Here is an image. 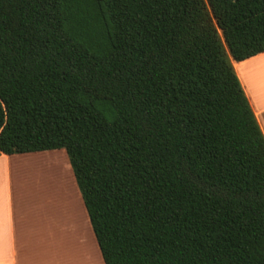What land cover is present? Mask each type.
Listing matches in <instances>:
<instances>
[{"label": "trees", "instance_id": "16d2710c", "mask_svg": "<svg viewBox=\"0 0 264 264\" xmlns=\"http://www.w3.org/2000/svg\"><path fill=\"white\" fill-rule=\"evenodd\" d=\"M261 53L264 0H0V157L66 152L104 264H264Z\"/></svg>", "mask_w": 264, "mask_h": 264}, {"label": "crops", "instance_id": "0c3cea01", "mask_svg": "<svg viewBox=\"0 0 264 264\" xmlns=\"http://www.w3.org/2000/svg\"><path fill=\"white\" fill-rule=\"evenodd\" d=\"M233 65L264 134V53L242 62L233 61ZM60 151L48 152L57 156ZM23 155H3L0 159L11 161L18 156L23 157ZM36 159L38 158H30L29 161ZM65 160L68 162L67 157H65ZM16 164L19 166V163ZM24 168L28 169L27 172L31 170L27 165L20 164L19 169L23 170ZM10 170L11 168L7 167L6 173L8 171L11 174ZM36 181L38 191L32 198L37 212L45 214L44 207L46 204L53 205V213L55 214L57 209L63 207L69 219L70 228L68 225L67 232L64 233L62 225L53 224L52 220L47 222L44 216L40 217L38 213L36 215L32 214L29 207L22 206V203L14 198L15 191L11 184L12 181L6 190L0 185V264H68L70 261L72 264L73 258L76 260L74 264H78V260L80 261L79 255H81L80 264H100V260L98 261L96 256L94 257L98 244L96 245L95 235H93L94 238L90 235L92 227L83 200L79 201L74 196V192L67 199L57 192L53 196L54 201L51 200L50 203H45L44 195L46 193L42 189V185H54L58 189V187H63L64 184L61 186L59 182L49 183L42 180L39 183L38 179ZM70 230L84 236V243H86L85 234H89V240L94 245L92 247L93 255L86 252L83 241L82 250L75 251L77 250L76 247H74L72 241L70 242L69 236L66 235L69 234ZM74 243H77L75 238Z\"/></svg>", "mask_w": 264, "mask_h": 264}, {"label": "rangeland", "instance_id": "374dc122", "mask_svg": "<svg viewBox=\"0 0 264 264\" xmlns=\"http://www.w3.org/2000/svg\"><path fill=\"white\" fill-rule=\"evenodd\" d=\"M65 154H66V152L64 150H61L57 156L51 155L50 152H44V153L40 152V153H31L29 155L28 154L23 155V157L18 156L17 158H14L11 161L0 159V177H1L0 185H1V187H4V189L6 190L8 188L9 183H11V181H12L11 184H12L14 191H15L14 198L19 200L22 203V206L29 207L32 214H35V215L38 212H37V209L35 207L34 200H33L32 196H34V194L38 191V187H37L38 183H37L36 179L39 180V183H40V181H42L40 174H43L45 176L49 175L50 178L46 179V181L49 183L59 182L61 184V186H63V184H64L63 187H58V189L54 185H51V186L46 185V184L42 185V189H44L45 191L44 190L43 191L46 193L44 195L45 201H46L45 203H47L51 200L54 201L53 196H55V194H57V192L62 197H64L65 199L70 197V195L74 192V194H75L74 196L77 197L79 201H82L81 194H80L79 189L77 187L74 174L71 170L70 162H69V160H68V162L65 160V157L68 158V156H67V154L65 156ZM30 158H32V159L33 158L34 159L39 158V159L29 161ZM23 162H26V163H23ZM16 163H19V166ZM20 164L27 165L31 169L30 172H27L28 171L27 168H24L23 170L19 169ZM7 167L11 168V170H10L11 174L8 173V171L6 173ZM31 173H32V175H31ZM65 185H68V186H65ZM44 208H45L46 212H45V214H43V213L39 214L38 213L40 215V217L44 216L47 222L52 220L53 224L55 223L58 225H62L64 228L63 231H64V233H66L68 225L70 228V224H69V219H68L67 215L65 214L66 212H65L64 208L60 207V209H57L56 214L53 213V208H54L53 205H47L46 204ZM79 216H80V214H79ZM80 218H81V216H80ZM88 219H89V217H88ZM82 234H83V232H82ZM66 235L69 236L70 242L72 241L74 247H76L75 248V249H77V250H75L76 252L77 251L79 252L80 250H82V241H83V243L85 242L84 236H81L80 233H78V232L75 233L74 230H73V232L70 230L69 234L67 233ZM88 235L85 234V237L87 239H86V243H84L83 246H86L85 250H86V252H88V254L93 255V248L90 249L89 247H93L94 245L91 244V240H89ZM90 235H91V237L94 238L93 230H92V233L90 232ZM74 238H75V241L77 243H74ZM97 244L98 243L96 241V245ZM97 247H96V251L94 253V257L96 256L97 260L98 261L100 260V264H104L101 252H99V248L97 249ZM71 254L73 255L72 251H71ZM79 259H80V261L78 260V264H80V262H81V255H79ZM56 260H57V258H56ZM75 261L76 260L73 258L72 264H74ZM68 264H71V261Z\"/></svg>", "mask_w": 264, "mask_h": 264}, {"label": "bare ground", "instance_id": "6f19581e", "mask_svg": "<svg viewBox=\"0 0 264 264\" xmlns=\"http://www.w3.org/2000/svg\"><path fill=\"white\" fill-rule=\"evenodd\" d=\"M39 159V158H38ZM40 176H41V178H42V180H45L46 181V179H48V178H50L49 177V175H43V174H40ZM87 239V238H86ZM81 241V240H80ZM92 248V247H91Z\"/></svg>", "mask_w": 264, "mask_h": 264}]
</instances>
